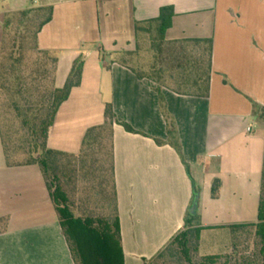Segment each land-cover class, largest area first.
Here are the masks:
<instances>
[{
	"label": "crops",
	"instance_id": "obj_1",
	"mask_svg": "<svg viewBox=\"0 0 264 264\" xmlns=\"http://www.w3.org/2000/svg\"><path fill=\"white\" fill-rule=\"evenodd\" d=\"M53 6L38 46L58 58L62 88L74 61L85 58L81 85L60 107L48 147L78 154L87 130L116 116L113 174L125 264L152 262L185 229L203 239L257 222L264 126V0H0V41L8 13ZM174 10L165 42L212 40V71L204 97L140 79L128 60L140 44L136 27ZM202 48H197L201 51ZM125 56V57H124ZM173 121L181 153L169 142ZM130 125L129 132L122 125ZM248 127H252L249 132ZM215 179L220 195L212 197ZM0 264H76L38 165L8 167L0 138ZM206 246V256L219 247Z\"/></svg>",
	"mask_w": 264,
	"mask_h": 264
},
{
	"label": "trees",
	"instance_id": "obj_2",
	"mask_svg": "<svg viewBox=\"0 0 264 264\" xmlns=\"http://www.w3.org/2000/svg\"><path fill=\"white\" fill-rule=\"evenodd\" d=\"M53 6L28 8L11 12L3 22L0 53V138L8 167L38 165L48 193L57 212L76 264H125L117 194L113 174V137L116 116L111 104L105 109L104 123L87 130L81 150L70 154L48 147V137L60 107L69 99L73 89L82 82L85 58L80 55L73 63L62 88L56 86L58 58L38 46V36L53 19ZM173 7H164L158 18L138 25L140 33L157 35L160 60L155 77L134 70L140 79L149 77L184 95L204 97L209 91L212 71V40H191L180 44L165 42L170 28ZM26 41L34 53L28 66L17 70ZM197 48H202L197 51ZM10 51L7 53V51ZM257 120L264 126V105L257 106ZM129 132L133 128L122 124ZM169 142L181 153L176 127L168 122ZM221 181L215 179L212 197L220 195ZM185 229L152 260L145 264H169V250L177 246L187 263L191 264L194 249L205 264H217L218 256L202 255L198 249L202 228L190 229L196 214H188ZM8 219L0 218V233L7 228ZM254 228L264 264V157L257 222L231 226L230 232Z\"/></svg>",
	"mask_w": 264,
	"mask_h": 264
},
{
	"label": "rangeland",
	"instance_id": "obj_3",
	"mask_svg": "<svg viewBox=\"0 0 264 264\" xmlns=\"http://www.w3.org/2000/svg\"><path fill=\"white\" fill-rule=\"evenodd\" d=\"M157 44L156 33L150 32L146 34L143 32L140 34V44L137 51L134 55H128L129 62L139 67L141 69L140 72L150 77H155L159 67L160 48H158ZM23 45V54L20 65L17 68L18 71L28 66L34 55L31 46L26 41ZM8 52L10 51L8 50ZM1 63L3 64L4 62L0 53V67ZM155 70L156 72H154ZM213 235L217 236L215 240H202L199 249L201 256L208 253L206 246L213 245V249H217L218 247L220 249L217 255H215L219 257L217 264H261L260 245L255 237L254 228L234 230L233 232L229 231V233L218 232ZM166 260L169 264H189L177 246H173L169 250ZM191 264H205L194 249L191 252Z\"/></svg>",
	"mask_w": 264,
	"mask_h": 264
},
{
	"label": "water",
	"instance_id": "obj_4",
	"mask_svg": "<svg viewBox=\"0 0 264 264\" xmlns=\"http://www.w3.org/2000/svg\"><path fill=\"white\" fill-rule=\"evenodd\" d=\"M197 203H198V198L196 197L194 203H193V206L191 207L190 209V213L192 215H194L196 213V210H197Z\"/></svg>",
	"mask_w": 264,
	"mask_h": 264
},
{
	"label": "built area",
	"instance_id": "obj_5",
	"mask_svg": "<svg viewBox=\"0 0 264 264\" xmlns=\"http://www.w3.org/2000/svg\"><path fill=\"white\" fill-rule=\"evenodd\" d=\"M252 130V127H248V131L250 132Z\"/></svg>",
	"mask_w": 264,
	"mask_h": 264
}]
</instances>
